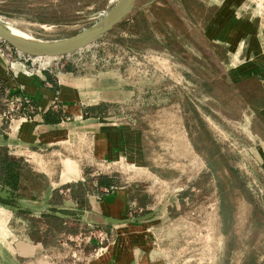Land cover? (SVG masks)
<instances>
[{
	"label": "rangeland",
	"instance_id": "rangeland-1",
	"mask_svg": "<svg viewBox=\"0 0 264 264\" xmlns=\"http://www.w3.org/2000/svg\"><path fill=\"white\" fill-rule=\"evenodd\" d=\"M117 1L0 0V17L36 39L62 40L93 26ZM135 9L141 32L151 29L155 41L117 29L65 58L40 61L0 42V146L40 176L35 200L78 209L63 226L52 215L29 223L23 212L2 225L0 214V262L89 264L104 256L116 225L80 209L117 194L112 213L123 215L127 201L121 224L146 227L139 234L153 262L264 264V111L253 102L254 84L264 89V0H139ZM212 17L219 19L215 34L206 24ZM64 76L83 80L76 98H61ZM21 77L55 95L44 115L55 121L49 124L66 123L58 146L18 151L20 124L42 113ZM250 77L253 83L236 84ZM91 81L106 90L88 98ZM101 99L117 103L89 104ZM99 122L105 135L98 134L95 154L89 125ZM24 240L46 252L11 257L9 246Z\"/></svg>",
	"mask_w": 264,
	"mask_h": 264
},
{
	"label": "crops",
	"instance_id": "crops-1",
	"mask_svg": "<svg viewBox=\"0 0 264 264\" xmlns=\"http://www.w3.org/2000/svg\"><path fill=\"white\" fill-rule=\"evenodd\" d=\"M224 7L219 11L215 13V15H219V13L225 12ZM229 7V5H228ZM234 7V4L232 5ZM235 8V7H234ZM217 18V17H216ZM215 18L212 17V19L209 20L207 23L210 28L209 32L211 34H215L213 32L214 26L219 23V19L217 20V23L215 24ZM240 21H238L239 23ZM222 33L226 32L225 28L230 30V27H228L230 24H232L231 20L229 21H222ZM242 26L247 24H243L241 22ZM249 27V26H248ZM246 27L241 29V31L245 30ZM235 29L232 30L234 32ZM261 38V35L259 36ZM235 54V52H234ZM250 66V65H249ZM249 69V68H247ZM251 69V67H250ZM0 72L3 74L4 72L0 68ZM19 82L24 85L25 88V94L32 98L34 102L38 105L40 111L42 112L39 114L34 122H23L20 124V131H19V146L17 148L18 151H23V153L31 152V146L32 144H46L49 147L50 146H58V144H54L56 141V133H58L63 127H65L66 123L58 124V125H52L49 123H46L44 121L45 118V112L48 111L55 100V95L52 93V90L48 87H45L42 83L37 82L35 80L28 79L26 77H21L18 79ZM17 80V81H18ZM17 81H15L13 84L16 85ZM90 83V89L88 92V98L89 95L91 96V93L93 92H103L106 89L97 88L98 84L96 81H91ZM239 82V81H236ZM13 85V86H14ZM83 80H80V78L71 77V76H64V78L61 79V91L62 95L61 98H66L67 96L72 95L76 98L75 95L78 96V93L80 94L81 88L83 87ZM86 93V92H85ZM95 101V100H92ZM90 102V101H89ZM101 102H109V103H117L116 101H108V100H99L97 102H90V105H98ZM264 111V108L261 109ZM103 123H92L90 124V128H93L94 131H92L95 134V140L92 142L94 147V152L96 154V148H95V142L98 139V134H104L103 132L99 131L102 130L99 129L98 126L102 125ZM99 131V132H98ZM106 133H113L110 131H107ZM107 139V138H105ZM48 142V143H46ZM51 143V144H50ZM70 163L77 167V163L73 160H70ZM77 164V165H76ZM75 168V167H74ZM76 170V169H75ZM77 172V170H76ZM125 193L126 200L127 199V193ZM117 195V194H116ZM116 195L111 199L103 203H90L89 207L80 209L85 215H92L95 218L100 217H106V218H112L115 220H121L124 216L127 214V201H126V207H125V213L123 215H116L112 213L110 205L115 202ZM29 200V199H26ZM39 201V200H35ZM50 204V203H49ZM53 207H49L45 211H34L29 207H26L25 209L18 210V209H9L0 207V214H4L3 216H6V219H2L1 224L4 225L8 224L9 221H11L14 218V215L17 212H23L28 213L29 218H25L24 221H32V218L45 215H56L60 221L63 222V225L66 224L67 217L74 212L76 209L75 207H70L68 205H53L50 204ZM54 206H59L62 208H57ZM85 207V206H84ZM116 213H122L124 211V205H118L116 204V207L113 206ZM54 211V214L51 212ZM25 223V222H24ZM26 224V223H25ZM138 224V223H135ZM139 225V224H138ZM127 224H120L116 226L117 229V238L115 242L110 246V249L107 254H105L102 257H99L98 259L91 261L89 264H165L164 261L159 262H153L151 260V244L147 241L146 238H141L140 232H143V230L146 231V227H127ZM19 243H12L9 247L13 250L9 253L11 254V257H19L23 259H32L33 257H36L38 254H41L43 252H46V247L42 243H36L30 242V240H24V241H18ZM142 256V258H140ZM43 257H49L48 255H45ZM15 264H19L18 258H14Z\"/></svg>",
	"mask_w": 264,
	"mask_h": 264
},
{
	"label": "water",
	"instance_id": "water-1",
	"mask_svg": "<svg viewBox=\"0 0 264 264\" xmlns=\"http://www.w3.org/2000/svg\"><path fill=\"white\" fill-rule=\"evenodd\" d=\"M139 0H118L114 7L97 23L71 38L44 41L34 37H23L16 35L10 25L0 17V42L10 50L32 59L58 60L81 51L111 33L122 23L136 8ZM22 204L34 211H45L53 207L42 201L23 200ZM62 208L59 206H54ZM108 224L118 226L120 220L104 217ZM0 264H4L0 262Z\"/></svg>",
	"mask_w": 264,
	"mask_h": 264
},
{
	"label": "trees",
	"instance_id": "trees-1",
	"mask_svg": "<svg viewBox=\"0 0 264 264\" xmlns=\"http://www.w3.org/2000/svg\"><path fill=\"white\" fill-rule=\"evenodd\" d=\"M142 15L143 14L141 12L137 11V9H134L132 13L116 27L115 30L119 29L129 31L130 33L133 32L132 35L138 38H141V36L144 38H142L143 40L140 41H155L154 33L151 29H145L146 33L141 32V28L143 29V20H141ZM145 23H147L146 20ZM130 27H135L136 30H132ZM137 28H139V30H137ZM251 78L252 77L240 82H236V84L241 86L251 84L253 83L251 81H254V79ZM0 82L3 83V87L6 86V83L1 80ZM254 85L257 86L258 93L254 95V91L251 90L250 94H253L255 96V100H253V102L257 103V105H260L259 111H261V109L264 108V89L261 86L260 82H257ZM259 90H261V93ZM45 119L47 123L55 122H49V120H52L49 113L48 115H45ZM211 143L214 144L213 141H211ZM39 177V175L31 171L29 165L23 159L12 156L7 151V149L0 146V205L22 210L23 200H35L36 197L34 196V193H36L35 191H37L36 189H38L39 187V183L37 182L39 181ZM34 182L36 183L34 184ZM108 184V182H100V186H107ZM42 216L49 217L50 215L43 214ZM51 218H53L57 222L60 221L58 217H54L53 215L51 216ZM60 222L63 226V222Z\"/></svg>",
	"mask_w": 264,
	"mask_h": 264
},
{
	"label": "bare ground",
	"instance_id": "bare-ground-1",
	"mask_svg": "<svg viewBox=\"0 0 264 264\" xmlns=\"http://www.w3.org/2000/svg\"><path fill=\"white\" fill-rule=\"evenodd\" d=\"M10 27H11L12 31H13L16 35H18V36L30 37V38L32 37L31 35H29V34L23 32V31H21V30L15 28V27H13V26H10Z\"/></svg>",
	"mask_w": 264,
	"mask_h": 264
},
{
	"label": "built area",
	"instance_id": "built-area-1",
	"mask_svg": "<svg viewBox=\"0 0 264 264\" xmlns=\"http://www.w3.org/2000/svg\"><path fill=\"white\" fill-rule=\"evenodd\" d=\"M29 59H32V58H29ZM32 60H37V61H40V59H32Z\"/></svg>",
	"mask_w": 264,
	"mask_h": 264
}]
</instances>
